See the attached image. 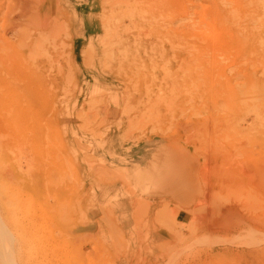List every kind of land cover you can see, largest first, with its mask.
<instances>
[{"label":"rangeland","instance_id":"obj_1","mask_svg":"<svg viewBox=\"0 0 264 264\" xmlns=\"http://www.w3.org/2000/svg\"><path fill=\"white\" fill-rule=\"evenodd\" d=\"M124 1L54 0L47 51L0 54V264H264V0ZM147 138L188 158L190 205L120 216L97 191L135 194L114 147Z\"/></svg>","mask_w":264,"mask_h":264},{"label":"crops","instance_id":"obj_2","mask_svg":"<svg viewBox=\"0 0 264 264\" xmlns=\"http://www.w3.org/2000/svg\"><path fill=\"white\" fill-rule=\"evenodd\" d=\"M111 149L112 147H109V151ZM114 149V164L127 177L128 183L135 189V194L128 197L122 193H117L122 188L120 184H109L105 191H97L96 200L104 204L107 199L117 197L120 216H127L132 212L134 200L150 203V214L155 216L163 206L164 201H167L166 193L187 195L185 197L186 203L183 206L180 204V206L183 209L187 208L186 205H190L192 193L189 194L188 190L192 188L193 183L192 166L188 162V158L185 159L178 150L175 141L163 138H147L128 147L121 144L118 147L115 146ZM109 153H104V158H102L107 161L108 158L112 159ZM185 162L186 166L188 165L186 169L184 168ZM183 182L185 185L188 184V187L181 188ZM94 214L101 215L100 212H94Z\"/></svg>","mask_w":264,"mask_h":264},{"label":"bare ground","instance_id":"obj_3","mask_svg":"<svg viewBox=\"0 0 264 264\" xmlns=\"http://www.w3.org/2000/svg\"><path fill=\"white\" fill-rule=\"evenodd\" d=\"M118 1V0H117ZM122 1V0H120ZM128 1V0H125ZM124 1V2H125ZM54 0H0V54H5V53H14L17 54L19 57L24 55L25 52H32L33 54H41L44 53L45 51H47V42L45 43L44 39L42 40L41 38H39L37 40V38L33 37V33L32 35H28L27 33L30 32H34L35 33H40V34H48V42H51L52 39L54 38V36L57 35V32L59 33V30L55 29V26L53 25L55 22L53 19L56 14H58L59 12L62 13V11L58 10L56 7H54L53 5ZM135 2V1H134ZM122 3V2H121ZM129 3V1H128ZM126 3V4H128ZM132 3V0H131ZM116 4H118V2H116ZM115 5V2H114ZM129 5V4H128ZM131 5V4H130ZM104 6V5H103ZM113 6V4H112ZM127 6V5H126ZM120 7H122L120 5ZM129 7V6H128ZM135 7V6H134ZM166 7V6H165ZM56 8V9H55ZM112 9V8H111ZM120 9V8H119ZM122 9V8H121ZM108 11V10H107ZM113 12V11H112ZM64 13V12H63ZM130 13V12H129ZM127 13V14H129ZM105 14V12H104ZM114 14V13H113ZM117 14H122L119 13V11L117 12ZM124 15V14H123ZM131 15V14H129ZM104 16V15H103ZM108 16V15H107ZM115 16V15H114ZM113 16V17H114ZM117 16V15H116ZM115 16V17H116ZM122 17V16H121ZM128 18V17H127ZM131 19V16H130ZM63 20V19H62ZM61 20V21H62ZM70 20V19H69ZM113 20V19H112ZM123 20V19H122ZM133 20V19H132ZM56 21V20H55ZM60 21V22H61ZM115 22V20H114ZM123 21H121L122 23ZM58 23V22H57ZM109 23V22H108ZM112 24V22H110ZM116 23H118L116 21ZM115 23V24H116ZM123 24V23H122ZM65 25V24H64ZM109 25V24H108ZM114 25V24H113ZM112 25V26H113ZM124 25V24H123ZM135 25V24H134ZM210 27L208 29V33H206L205 35H207V38H210L212 40L215 41V44L219 43V41H222L221 36L218 35L217 31L213 29V25L209 24ZM66 26V25H65ZM69 26V25H67ZM106 26V24H105ZM117 26V25H116ZM121 26V24H120ZM71 27V26H69ZM114 27V26H113ZM28 31L24 36V31L22 30ZM104 28V27H103ZM126 28V27H125ZM215 28V27H214ZM29 29V30H28ZM63 29V28H62ZM113 29V28H112ZM48 30H50V32H48ZM23 31V32H22ZM38 31V32H37ZM110 31V30H109ZM67 32V31H66ZM106 32V31H105ZM104 32V33H105ZM118 32H120L118 30ZM122 32V31H121ZM65 33V31H64ZM64 33L62 35H64ZM12 34L14 40L10 37ZM107 34V33H106ZM66 35V33H65ZM122 35V34H121ZM120 35V36H121ZM124 35V34H123ZM68 36V35H67ZM116 36V35H115ZM127 36V35H126ZM125 36V37H126ZM60 37V36H59ZM58 37V38H59ZM28 38V40L26 39ZM117 38V37H115ZM46 40V38H45ZM106 41H108V37L106 38ZM119 41V40H118ZM117 41V42H118ZM196 41V40H195ZM27 42V43H25ZM109 42V41H108ZM116 42V43H117ZM130 42V41H129ZM224 42V41H223ZM52 43V42H51ZM51 43H49V45H51ZM59 43V41H58ZM107 43V42H106ZM115 43V42H114ZM125 43V42H124ZM54 44V43H53ZM57 44V43H56ZM55 44V45H56ZM62 44V43H61ZM214 44V43H213ZM63 45V44H62ZM65 45V44H64ZM60 46V47H64ZM108 45V43H107ZM124 45V44H123ZM130 45V44H129ZM110 46V45H109ZM114 46V44H113ZM112 46V47H113ZM118 46V45H117ZM121 46V44H120ZM118 46V47H120ZM127 46V44H126ZM51 47V46H50ZM49 47V48H50ZM57 47V46H56ZM59 47V45H58ZM59 47V48H60ZM107 47V46H106ZM116 47V46H115ZM220 47V44L219 46ZM102 48V47H101ZM125 48V47H124ZM128 48V47H127ZM51 49V48H50ZM48 49V50H50ZM55 49V48H54ZM109 49V48H108ZM52 50V49H51ZM61 50V49H60ZM89 50V49H88ZM87 50V51H88ZM105 50V49H104ZM101 51L102 52L104 51ZM113 50V49H112ZM116 50V49H114ZM122 50V49H121ZM53 51V50H52ZM59 51V50H58ZM94 51V50H93ZM130 51V50H129ZM222 51V50H221ZM90 53H92L91 51H88ZM87 52V53H88ZM227 52V51H226ZM52 53V52H51ZM50 53V54H51ZM86 53V50H85ZM88 53V54H90ZM104 54L106 53V51L103 52ZM118 53V52H117ZM120 53V52H119ZM48 54V53H47ZM49 54V55H50ZM108 54V53H107ZM112 51H111V55H112ZM115 54V53H114ZM124 54H127L126 52ZM27 55V54H26ZM119 55V54H118ZM29 56V54H28ZM51 56V55H50ZM84 56V55H83ZM103 56V55H102ZM92 57V56H91ZM91 57L90 58L91 60ZM105 57V56H104ZM27 58V56H26ZM22 59V58H21ZM27 60V59H26ZM25 60V61H26ZM22 61V60H21ZM87 62V59L85 60ZM92 61V60H91ZM36 62V61H35ZM23 64V63H22ZM37 64V62H36ZM24 69V68H23ZM38 69V68H37ZM49 71V70H48ZM28 75V74H27ZM29 76V75H28ZM21 83V82H20ZM19 83V84H20ZM24 84V83H23ZM22 85V84H21ZM23 90V89H22ZM25 92L31 96L28 91L27 88L25 87ZM36 96V91H35V95L33 97ZM32 97V96H31ZM37 98V97H36ZM31 100V99H30ZM94 101V100H93ZM91 101V102H93ZM213 202V201H212ZM164 212V211H163ZM202 212V210H201ZM218 212V211H217ZM160 213V212H159ZM198 213V212H196ZM193 214V213H192ZM164 215V213H163ZM161 216V214L159 215ZM165 217V216H164ZM162 217V218H164ZM167 217V214H166ZM169 217V216H168ZM158 223V220H157Z\"/></svg>","mask_w":264,"mask_h":264}]
</instances>
